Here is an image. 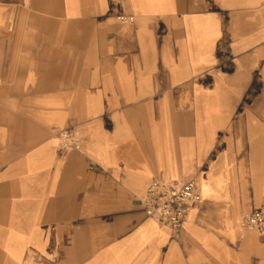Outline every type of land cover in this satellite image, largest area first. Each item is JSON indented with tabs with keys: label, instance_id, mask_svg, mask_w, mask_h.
<instances>
[{
	"label": "crops",
	"instance_id": "obj_1",
	"mask_svg": "<svg viewBox=\"0 0 264 264\" xmlns=\"http://www.w3.org/2000/svg\"><path fill=\"white\" fill-rule=\"evenodd\" d=\"M192 177L178 234L145 215ZM253 209L264 0H0V264H264Z\"/></svg>",
	"mask_w": 264,
	"mask_h": 264
},
{
	"label": "built area",
	"instance_id": "obj_2",
	"mask_svg": "<svg viewBox=\"0 0 264 264\" xmlns=\"http://www.w3.org/2000/svg\"><path fill=\"white\" fill-rule=\"evenodd\" d=\"M119 22L132 23L134 18L123 10L115 13ZM58 150L78 149L80 139L74 126L62 128L57 135ZM202 199L200 180L198 177L187 181L152 179L147 185L140 203L147 217L156 224L168 226L179 233L189 215L190 206ZM247 231L264 236V209H253L241 217Z\"/></svg>",
	"mask_w": 264,
	"mask_h": 264
}]
</instances>
